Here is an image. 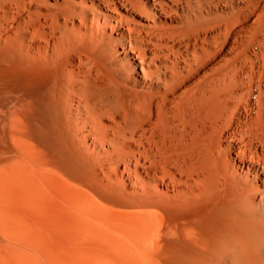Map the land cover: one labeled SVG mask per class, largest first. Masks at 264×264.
I'll return each mask as SVG.
<instances>
[{
    "label": "bare ground",
    "instance_id": "1",
    "mask_svg": "<svg viewBox=\"0 0 264 264\" xmlns=\"http://www.w3.org/2000/svg\"><path fill=\"white\" fill-rule=\"evenodd\" d=\"M0 264H264V0H0Z\"/></svg>",
    "mask_w": 264,
    "mask_h": 264
}]
</instances>
